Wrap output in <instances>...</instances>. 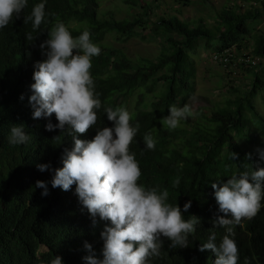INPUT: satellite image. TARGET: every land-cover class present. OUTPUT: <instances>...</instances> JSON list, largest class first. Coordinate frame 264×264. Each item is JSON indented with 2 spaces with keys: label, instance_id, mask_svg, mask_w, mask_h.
Here are the masks:
<instances>
[{
  "label": "trees",
  "instance_id": "1",
  "mask_svg": "<svg viewBox=\"0 0 264 264\" xmlns=\"http://www.w3.org/2000/svg\"><path fill=\"white\" fill-rule=\"evenodd\" d=\"M142 1L124 0L128 12L137 8L141 12H130L133 18L118 19L101 9L102 0H47L46 12L52 15L28 41L25 35L32 27L30 22L24 23V17L41 2L28 0L21 18H13L0 29V264H50L55 256L63 257L64 264H83L85 241L98 255L103 247L100 232L104 223L92 227L87 210L74 194L75 185L64 192L49 184L47 197L41 196L42 189L35 188L36 181L52 178L49 172H39L36 165L62 167L65 149L73 146L67 130L64 134L59 130L48 132V121L33 120L28 103L34 83L33 65L43 59L39 45L48 39L47 32L57 20L63 21L73 36L89 30L92 41L101 48L90 71L102 107L95 127L79 138L91 140L96 129L112 126L104 107H126L130 122L140 124L130 145L142 172L138 183L167 189L169 203H178L181 208L191 200L185 219L196 216L201 221L189 237L188 248H169L165 239L160 255L153 257L151 264H214L216 257L210 250L199 251L211 231H215L217 243L225 234L223 228L213 229L218 205L211 184L226 182L233 173L251 170L257 164L264 166L258 155V149L264 150V115L255 105L264 90L258 71L261 63L257 69L238 67L248 70L250 88L245 92L234 88V96L226 98L209 116L202 113L194 123L175 130L159 128L158 123L169 114L170 105L183 106L193 97L195 69L191 55L200 42L206 43L212 55L237 48L264 59V32L253 34L249 28L250 23L261 19L262 9L257 4L264 5V0H245L251 5L246 11L224 9L211 27L203 20L191 24L176 16L152 21L153 5ZM148 31L164 40V50L156 61L132 60L121 48L106 43L110 37L115 43H124ZM247 37L254 40L253 48L247 43L244 46ZM22 94L23 102L19 99ZM51 122L58 123L54 115ZM20 124L25 126L30 141L12 146L7 139L10 128ZM148 132L157 141L154 150L144 147L143 136ZM55 136L61 137L53 140ZM232 153L236 155L234 160ZM232 227L239 249L238 264H245L246 259L249 264H264V207L255 217ZM42 248L47 251L43 253Z\"/></svg>",
  "mask_w": 264,
  "mask_h": 264
},
{
  "label": "clouds",
  "instance_id": "2",
  "mask_svg": "<svg viewBox=\"0 0 264 264\" xmlns=\"http://www.w3.org/2000/svg\"><path fill=\"white\" fill-rule=\"evenodd\" d=\"M46 4L47 0L34 4L30 14L24 17V23L30 22L32 27L25 35L26 40H33L32 33L40 30L42 23L48 22L46 17L52 15L46 12ZM27 6L28 0H0V29L13 18L20 19ZM47 34L48 39L39 45L43 59L33 65L34 83L30 85L28 103L33 120L48 121L45 125L48 132L59 130L64 134L67 130L73 146L65 149L62 167L53 169L50 163L36 165L39 172H49L52 178L36 181L35 188L42 189L41 196L47 197L49 184L52 189L64 192L75 185L74 194L87 210L92 227L104 223L100 254L85 241L83 250L87 255L82 258L83 264H151V259L160 255L165 239L169 248H188L189 237L195 234L201 221L196 216L185 219L191 200L181 208L178 203H169L167 189L146 188L138 183L142 172L130 145L140 124L130 122L132 117L127 108L104 107L112 126L96 129L91 140L79 138L95 127L97 112L102 107L90 71L92 60L101 54V48L92 41L91 32L85 29L73 36L68 26L57 20ZM19 99L23 102L25 96L22 94ZM168 113L160 120L168 130L177 129L182 121L194 115L188 103L172 104ZM53 115L56 124L51 122ZM7 139L12 146L26 145L30 136L20 124L10 128ZM156 143L151 132L144 134L146 150H154ZM258 155L264 162V150L258 149ZM231 158L236 159V155L232 153ZM211 187L218 205L213 229L223 228L225 234L217 243L215 231H211L199 251L210 250L216 257L214 264H238L239 249L232 226L255 217L264 207V166L257 164L251 170L233 173L226 182L212 183ZM50 264H64L63 257L55 256ZM245 264H249L247 259Z\"/></svg>",
  "mask_w": 264,
  "mask_h": 264
},
{
  "label": "rangeland",
  "instance_id": "3",
  "mask_svg": "<svg viewBox=\"0 0 264 264\" xmlns=\"http://www.w3.org/2000/svg\"><path fill=\"white\" fill-rule=\"evenodd\" d=\"M142 3L153 5L152 21H156L158 17L176 16L191 24L203 20L210 27L216 25L217 16L226 8L236 7L241 12L240 9L246 11L251 7L245 0H160L159 2L143 0ZM101 5L104 12H109L118 19L133 18L132 14L141 12L140 8L128 12L124 0H102ZM257 6L262 9V17L260 20L249 24L253 34L259 31L264 32V5L257 4ZM108 42L124 50L132 60L147 58L156 61L164 50V40L157 38L150 31L140 32L137 37L124 43H115L111 37L106 41V43ZM244 42V46L247 43V46L254 47L252 37H247ZM212 53V50L206 48L205 42H200L196 53L191 55L195 69L193 80L195 92L188 104L192 106L194 115L188 120L182 121L180 125L194 123L202 113L209 116L215 107L224 103L226 98L234 96V88L245 92L252 84L248 70H242L238 67L226 69L212 60ZM258 71H260L261 79L264 81V59L261 60ZM255 105L259 112L264 115V90L261 92V96L255 99ZM158 127L166 129L160 122ZM218 170L222 173L220 168ZM41 251L44 253L47 249L42 248Z\"/></svg>",
  "mask_w": 264,
  "mask_h": 264
},
{
  "label": "built area",
  "instance_id": "4",
  "mask_svg": "<svg viewBox=\"0 0 264 264\" xmlns=\"http://www.w3.org/2000/svg\"><path fill=\"white\" fill-rule=\"evenodd\" d=\"M248 53L246 49L239 52L237 48H233L225 53L213 54L211 58L216 64L226 69L234 67L257 69L261 63V59L248 55Z\"/></svg>",
  "mask_w": 264,
  "mask_h": 264
}]
</instances>
